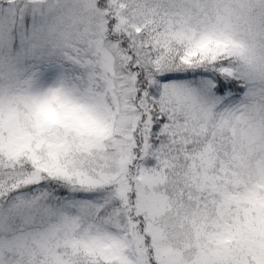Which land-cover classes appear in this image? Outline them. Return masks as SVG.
<instances>
[{
	"label": "snow or ice",
	"instance_id": "6c2138e0",
	"mask_svg": "<svg viewBox=\"0 0 264 264\" xmlns=\"http://www.w3.org/2000/svg\"><path fill=\"white\" fill-rule=\"evenodd\" d=\"M0 264H264V0H0Z\"/></svg>",
	"mask_w": 264,
	"mask_h": 264
}]
</instances>
